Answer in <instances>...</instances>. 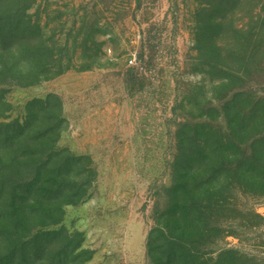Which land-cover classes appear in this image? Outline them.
Wrapping results in <instances>:
<instances>
[{
	"label": "rangeland",
	"instance_id": "rangeland-1",
	"mask_svg": "<svg viewBox=\"0 0 264 264\" xmlns=\"http://www.w3.org/2000/svg\"><path fill=\"white\" fill-rule=\"evenodd\" d=\"M12 3L0 131L27 129L0 145V264H150L176 147L212 141L231 99L264 107V0ZM229 160L211 248L264 264V187L236 195Z\"/></svg>",
	"mask_w": 264,
	"mask_h": 264
},
{
	"label": "trees",
	"instance_id": "trees-1",
	"mask_svg": "<svg viewBox=\"0 0 264 264\" xmlns=\"http://www.w3.org/2000/svg\"><path fill=\"white\" fill-rule=\"evenodd\" d=\"M13 1L0 0V50L5 49L6 42L16 41L14 20L20 9L13 3L8 6ZM261 31L264 36V19ZM10 33L13 37L7 38ZM6 70L5 74L10 68ZM233 102L231 99L221 105L222 123L207 132L212 141L198 144L191 150L182 145L176 147L177 157L171 163L172 180L164 187L162 210L155 213L159 223L150 231L147 240L150 264H246L243 254L237 250L211 248L215 243L212 239L219 233L214 229L219 222L215 215L223 207L222 211L229 212L235 206L234 193L230 192L232 187L226 183V177L231 178L225 175L224 180H220L225 170L223 157L233 158L228 162L236 170L233 182L237 178L240 186L237 185L236 195H242L240 188H247L250 193L264 187V107L233 110ZM26 126L17 123L4 133L0 131V145L10 143V148H17ZM230 139L237 143L229 146ZM225 189L230 195L220 197Z\"/></svg>",
	"mask_w": 264,
	"mask_h": 264
}]
</instances>
